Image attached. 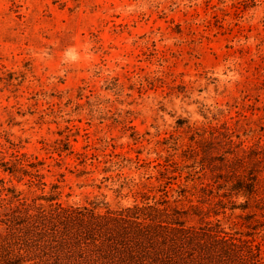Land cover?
<instances>
[{
  "label": "rangeland",
  "instance_id": "rangeland-1",
  "mask_svg": "<svg viewBox=\"0 0 264 264\" xmlns=\"http://www.w3.org/2000/svg\"><path fill=\"white\" fill-rule=\"evenodd\" d=\"M4 189L263 244L264 0H0Z\"/></svg>",
  "mask_w": 264,
  "mask_h": 264
},
{
  "label": "trees",
  "instance_id": "trees-1",
  "mask_svg": "<svg viewBox=\"0 0 264 264\" xmlns=\"http://www.w3.org/2000/svg\"><path fill=\"white\" fill-rule=\"evenodd\" d=\"M4 191L0 264H264V242L225 229L197 206L147 197L116 210L70 207L55 195L28 203ZM191 216L199 221L189 223Z\"/></svg>",
  "mask_w": 264,
  "mask_h": 264
}]
</instances>
